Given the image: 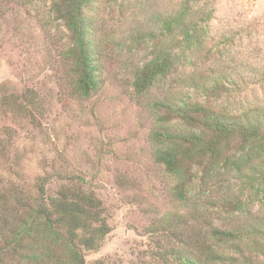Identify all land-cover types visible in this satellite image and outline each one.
Returning a JSON list of instances; mask_svg holds the SVG:
<instances>
[{
  "label": "trees",
  "instance_id": "1",
  "mask_svg": "<svg viewBox=\"0 0 264 264\" xmlns=\"http://www.w3.org/2000/svg\"><path fill=\"white\" fill-rule=\"evenodd\" d=\"M95 1L48 0L47 7L50 22L65 33L66 87L84 98L98 90L101 75L103 53L87 16ZM214 11L212 0H176L167 12L146 15L153 30L149 54L132 77L137 95L192 67L210 39ZM186 78L188 89L206 100L234 91L212 68ZM37 105L25 91L0 94V109L11 116L28 115ZM151 108L153 160L175 176L180 210L161 214L149 228L166 241L161 255L175 264H264V109L241 118L206 102L168 97L154 98ZM14 137L0 131V264H85L86 252L97 250L110 231L102 202L85 174L66 168L42 167L28 182L18 177ZM223 181L227 190L216 194ZM259 206L262 212L251 213ZM225 216L245 221L229 223Z\"/></svg>",
  "mask_w": 264,
  "mask_h": 264
},
{
  "label": "rangeland",
  "instance_id": "2",
  "mask_svg": "<svg viewBox=\"0 0 264 264\" xmlns=\"http://www.w3.org/2000/svg\"><path fill=\"white\" fill-rule=\"evenodd\" d=\"M212 1L210 39L192 67L137 95L132 77L149 54L153 30L146 15L167 12L176 0H96L87 16L102 66L98 90L86 98L66 87L65 33L50 22L48 0L0 4V94L25 91L38 102L25 116L0 109V131L15 136V170L27 182L48 166L85 174L110 228L100 247L86 252L85 264H175L160 253L164 238L149 231L161 214L180 211L175 176L152 156L154 98L198 100L241 118L248 117L239 116L245 111L264 109V0ZM210 68L231 80L234 91L206 100L188 89L191 79L184 77L194 79ZM224 184L216 194H224ZM260 212V206L251 208ZM225 217L229 223L245 221ZM223 249L234 254L228 244Z\"/></svg>",
  "mask_w": 264,
  "mask_h": 264
}]
</instances>
